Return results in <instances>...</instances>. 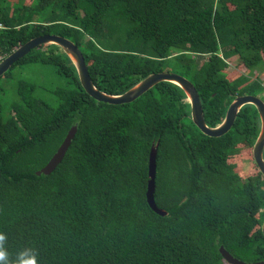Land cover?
Segmentation results:
<instances>
[{"label":"trees","instance_id":"obj_1","mask_svg":"<svg viewBox=\"0 0 264 264\" xmlns=\"http://www.w3.org/2000/svg\"><path fill=\"white\" fill-rule=\"evenodd\" d=\"M0 24L3 58L34 36L63 35L107 93L178 72L197 89L210 126L237 95L264 99L251 76L264 71V0H0ZM36 48L10 68L41 61L65 86L50 90L53 106L19 80L7 115L0 103V232L11 254L31 246L39 264H231L222 245L243 261L264 260L254 105H243L225 134L209 136L177 84L160 81L128 103L98 101L58 45ZM234 55L245 73L231 76ZM72 125L62 160L37 175ZM153 144L154 200L165 215L146 199Z\"/></svg>","mask_w":264,"mask_h":264},{"label":"water","instance_id":"obj_2","mask_svg":"<svg viewBox=\"0 0 264 264\" xmlns=\"http://www.w3.org/2000/svg\"><path fill=\"white\" fill-rule=\"evenodd\" d=\"M53 43L58 45L70 58L74 64L80 83L87 93L98 101H104L111 104L128 103L156 83L160 81H170L177 84L185 93L190 104V117L194 124L206 135L221 136L225 134L233 125L240 108L245 104H252L258 111L260 118V131L253 144L252 154L254 162L261 171L264 177V99L254 94H240L234 97L227 107L224 118L221 122L214 126L208 125L203 116V108L197 89L194 84L184 75L175 71H158L153 72L140 79L137 83L131 86L126 91L119 94L107 93L94 84L92 81L85 58L82 51L75 42L71 39L56 33H44L34 36L12 50L7 56L0 61V76H2L17 60L26 55L31 49L41 44ZM76 125H72L56 151L52 154L49 160L35 172L37 175L44 173L49 174L62 160L67 148L69 147L72 138L76 132ZM155 144L150 148L148 159V183L146 190V199L150 207L159 214L165 215L167 212L156 205L154 200L155 190V175H156V149ZM261 230L264 235V219L261 224ZM219 251L223 258L231 264H264V260L247 262L234 257L222 245Z\"/></svg>","mask_w":264,"mask_h":264},{"label":"rangeland","instance_id":"obj_3","mask_svg":"<svg viewBox=\"0 0 264 264\" xmlns=\"http://www.w3.org/2000/svg\"><path fill=\"white\" fill-rule=\"evenodd\" d=\"M227 62L229 75L235 76L240 72L245 73L244 69L239 70L240 68L237 66L239 63L238 56L229 57ZM165 68L170 69L171 67L166 66ZM251 76L252 78H258L264 85V71L262 72L260 69L255 70ZM19 80H25L36 85V95L53 106L56 105L57 99L50 90L57 86H65V79L59 76L51 65L42 63L41 61L16 64L7 73L0 76V103L3 105L4 115L8 114L10 105L19 98L16 89V84Z\"/></svg>","mask_w":264,"mask_h":264},{"label":"clouds","instance_id":"obj_4","mask_svg":"<svg viewBox=\"0 0 264 264\" xmlns=\"http://www.w3.org/2000/svg\"><path fill=\"white\" fill-rule=\"evenodd\" d=\"M7 244V233L0 232V264H39V252L35 247L25 246L13 255Z\"/></svg>","mask_w":264,"mask_h":264},{"label":"built area","instance_id":"obj_5","mask_svg":"<svg viewBox=\"0 0 264 264\" xmlns=\"http://www.w3.org/2000/svg\"><path fill=\"white\" fill-rule=\"evenodd\" d=\"M0 27H2V25L0 24ZM3 59V55L0 54V61Z\"/></svg>","mask_w":264,"mask_h":264}]
</instances>
